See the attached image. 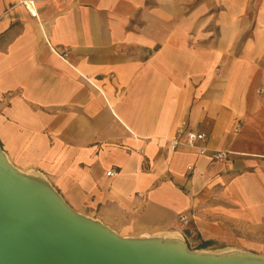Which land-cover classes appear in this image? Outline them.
<instances>
[{
    "label": "crops",
    "instance_id": "0c3cea01",
    "mask_svg": "<svg viewBox=\"0 0 264 264\" xmlns=\"http://www.w3.org/2000/svg\"><path fill=\"white\" fill-rule=\"evenodd\" d=\"M24 1L0 0L8 159L121 236L264 254V0Z\"/></svg>",
    "mask_w": 264,
    "mask_h": 264
},
{
    "label": "water",
    "instance_id": "95a60500",
    "mask_svg": "<svg viewBox=\"0 0 264 264\" xmlns=\"http://www.w3.org/2000/svg\"><path fill=\"white\" fill-rule=\"evenodd\" d=\"M160 233L121 236L73 209L41 173L23 171L0 145V264H264L234 247L190 249Z\"/></svg>",
    "mask_w": 264,
    "mask_h": 264
},
{
    "label": "built area",
    "instance_id": "2783aa9c",
    "mask_svg": "<svg viewBox=\"0 0 264 264\" xmlns=\"http://www.w3.org/2000/svg\"><path fill=\"white\" fill-rule=\"evenodd\" d=\"M24 5L29 10L32 16H36V10L33 7V2L31 0L24 1ZM182 133L183 130L181 129L177 132V134H175L171 139H169V148L171 150H175L180 146H186L189 148H196L199 153H205V146L200 144L205 138V134L203 132L188 129L183 138L181 137ZM229 153L230 151L225 149H215L213 151L212 156L215 159H222L226 158ZM113 173L114 171L112 169L107 171L108 175H112ZM179 218L182 222H187V217L185 215H181L179 216Z\"/></svg>",
    "mask_w": 264,
    "mask_h": 264
},
{
    "label": "rangeland",
    "instance_id": "374dc122",
    "mask_svg": "<svg viewBox=\"0 0 264 264\" xmlns=\"http://www.w3.org/2000/svg\"><path fill=\"white\" fill-rule=\"evenodd\" d=\"M186 242H187V244H188V246H189L190 249L198 248V246H197L196 243H193V242H190L189 243L187 240H186ZM201 248H205V249H215V248H218V247H215L214 245L211 244L209 247L206 246V247H201Z\"/></svg>",
    "mask_w": 264,
    "mask_h": 264
},
{
    "label": "bare ground",
    "instance_id": "6f19581e",
    "mask_svg": "<svg viewBox=\"0 0 264 264\" xmlns=\"http://www.w3.org/2000/svg\"><path fill=\"white\" fill-rule=\"evenodd\" d=\"M167 236L174 237V238H179L177 234H166Z\"/></svg>",
    "mask_w": 264,
    "mask_h": 264
},
{
    "label": "trees",
    "instance_id": "16d2710c",
    "mask_svg": "<svg viewBox=\"0 0 264 264\" xmlns=\"http://www.w3.org/2000/svg\"><path fill=\"white\" fill-rule=\"evenodd\" d=\"M208 244H206V243H203V244H199L198 245V248H201V247H206Z\"/></svg>",
    "mask_w": 264,
    "mask_h": 264
}]
</instances>
